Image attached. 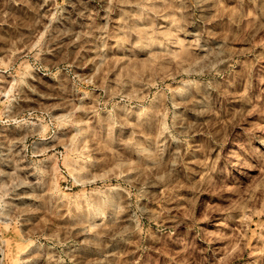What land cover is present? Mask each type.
Wrapping results in <instances>:
<instances>
[{
  "label": "rangeland",
  "instance_id": "374dc122",
  "mask_svg": "<svg viewBox=\"0 0 264 264\" xmlns=\"http://www.w3.org/2000/svg\"><path fill=\"white\" fill-rule=\"evenodd\" d=\"M0 264H264V0H0Z\"/></svg>",
  "mask_w": 264,
  "mask_h": 264
}]
</instances>
